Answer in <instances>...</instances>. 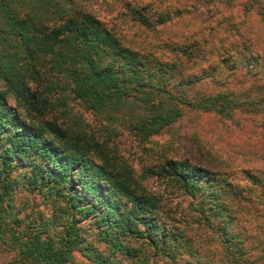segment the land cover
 Instances as JSON below:
<instances>
[{
	"label": "trees",
	"instance_id": "16d2710c",
	"mask_svg": "<svg viewBox=\"0 0 264 264\" xmlns=\"http://www.w3.org/2000/svg\"><path fill=\"white\" fill-rule=\"evenodd\" d=\"M96 1L0 0V250L9 264H74L76 252L86 264H262L242 210L264 205V171L233 163V182L170 142L201 144L205 116L227 126L262 111L264 54L160 35L200 5ZM238 74L254 76L248 87L229 86Z\"/></svg>",
	"mask_w": 264,
	"mask_h": 264
},
{
	"label": "rangeland",
	"instance_id": "374dc122",
	"mask_svg": "<svg viewBox=\"0 0 264 264\" xmlns=\"http://www.w3.org/2000/svg\"><path fill=\"white\" fill-rule=\"evenodd\" d=\"M162 1L169 2L171 7L176 4L200 5L195 8L190 6L191 10L184 11L181 16L168 22L165 31L160 33L162 37L170 33L171 35L182 36L190 41L198 39L201 40L200 45L205 49L213 46L218 47L219 41H222L226 47L230 43L239 47L245 45L253 51L264 54V0H208V3H203L204 0H155L154 7L163 6V3L160 4ZM96 2L98 3L97 7H103V5H100L101 0ZM108 15H112V13L110 12ZM158 34L156 33L153 36L150 34V39H155ZM212 55L209 60L213 59L216 54L213 53ZM201 60V58L196 59L197 62ZM247 76L234 75L229 86L234 89L242 88V84L248 87L254 76ZM242 79L245 82H242ZM70 108L79 109L77 105L71 103ZM238 116H240V120L235 121L236 125L237 121L241 122V128L239 126L236 128L235 121H227V126H222L217 124L212 116H205L202 119L203 128L199 137L201 144L196 140L197 138H192L190 134H181L178 140L176 142L171 141L170 145L179 154L187 151L195 154L200 149V158L205 166L214 171L227 172L233 182L244 183L243 178L241 179V175H243L241 169L232 166V164L244 165L249 169L251 168L250 170L254 173L257 172V168L259 171H264V109L257 113L244 111L238 113ZM167 138L168 135L155 136L153 142L156 145H163ZM122 140L123 143L118 144V149L128 155L127 160L137 167L136 161H138V158L134 154L135 149L131 147V143L126 139L123 138ZM246 144L251 145V147L247 149ZM238 149L247 150V158L243 159L239 155ZM150 186L158 194L168 193L163 192V187L156 183H152ZM24 195V192L18 191L15 197L16 201L24 200ZM251 197H255L254 193ZM27 198L35 206L40 207L39 205H42L41 198L38 196H28ZM254 200L252 198L253 202L247 201L243 206L242 218L244 222H242V227L248 230L250 236L248 238L255 244L256 236L264 239V205L257 204ZM182 204H186V201L182 200ZM210 243L213 249H219L216 242L210 241ZM256 252V248L252 249L251 259L256 257ZM261 257L263 258L260 259L261 263L264 264V256ZM85 258L83 254L76 252L74 264H86L88 260H85ZM9 259V254L0 250V264H9ZM84 260L86 263H84Z\"/></svg>",
	"mask_w": 264,
	"mask_h": 264
}]
</instances>
